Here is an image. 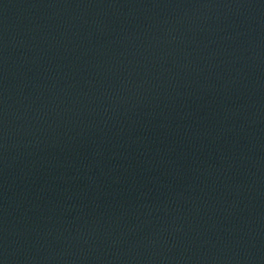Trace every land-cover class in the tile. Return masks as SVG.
<instances>
[{
	"label": "water",
	"instance_id": "obj_1",
	"mask_svg": "<svg viewBox=\"0 0 264 264\" xmlns=\"http://www.w3.org/2000/svg\"><path fill=\"white\" fill-rule=\"evenodd\" d=\"M0 264H264V0H0Z\"/></svg>",
	"mask_w": 264,
	"mask_h": 264
}]
</instances>
